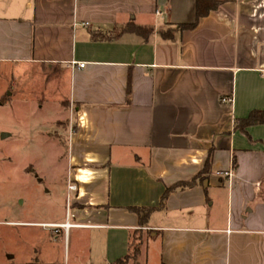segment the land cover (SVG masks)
<instances>
[{
	"label": "crops",
	"instance_id": "1",
	"mask_svg": "<svg viewBox=\"0 0 264 264\" xmlns=\"http://www.w3.org/2000/svg\"><path fill=\"white\" fill-rule=\"evenodd\" d=\"M216 1L0 0V73L66 77L67 211L22 222L65 264H264V0Z\"/></svg>",
	"mask_w": 264,
	"mask_h": 264
},
{
	"label": "rangeland",
	"instance_id": "2",
	"mask_svg": "<svg viewBox=\"0 0 264 264\" xmlns=\"http://www.w3.org/2000/svg\"><path fill=\"white\" fill-rule=\"evenodd\" d=\"M66 88L46 67L0 73V264L66 263L64 231L22 223L67 211Z\"/></svg>",
	"mask_w": 264,
	"mask_h": 264
},
{
	"label": "trees",
	"instance_id": "3",
	"mask_svg": "<svg viewBox=\"0 0 264 264\" xmlns=\"http://www.w3.org/2000/svg\"><path fill=\"white\" fill-rule=\"evenodd\" d=\"M196 1H197V4H196V21L194 23H191V24H182L179 26V28H182V29L193 28L196 25L199 18L208 14V12L211 9H214L219 4L218 1H216V0H196ZM130 29L133 30L134 32L142 34L146 37L153 30L151 27H140V26H133ZM163 34H164V36L171 35V34H168V32H164ZM94 37H96L95 34H94ZM102 37H104V36H102ZM261 123H264V110H254L250 113V115L247 118L240 120L239 126L245 127L247 125L261 124ZM186 186H188V184H186V183H182L180 185L172 186L166 190V193H168L169 191H171L173 189L184 188Z\"/></svg>",
	"mask_w": 264,
	"mask_h": 264
},
{
	"label": "built area",
	"instance_id": "4",
	"mask_svg": "<svg viewBox=\"0 0 264 264\" xmlns=\"http://www.w3.org/2000/svg\"><path fill=\"white\" fill-rule=\"evenodd\" d=\"M76 63L75 62H72V65H75ZM77 65L80 67V68H83L85 66V63H77ZM232 98L231 97H226V98H223L222 101L223 102H228V103H231L232 102ZM69 189L70 190H76L77 189V186L74 185V184H70L69 185ZM65 227H68L69 226V223L67 222L66 224H64Z\"/></svg>",
	"mask_w": 264,
	"mask_h": 264
},
{
	"label": "water",
	"instance_id": "5",
	"mask_svg": "<svg viewBox=\"0 0 264 264\" xmlns=\"http://www.w3.org/2000/svg\"><path fill=\"white\" fill-rule=\"evenodd\" d=\"M6 134L5 133H3V136H5Z\"/></svg>",
	"mask_w": 264,
	"mask_h": 264
}]
</instances>
